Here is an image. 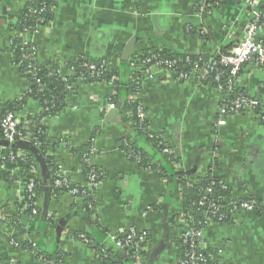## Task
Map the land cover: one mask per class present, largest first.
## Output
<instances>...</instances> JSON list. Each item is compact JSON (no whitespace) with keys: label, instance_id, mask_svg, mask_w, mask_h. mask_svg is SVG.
I'll use <instances>...</instances> for the list:
<instances>
[{"label":"crops","instance_id":"1","mask_svg":"<svg viewBox=\"0 0 264 264\" xmlns=\"http://www.w3.org/2000/svg\"><path fill=\"white\" fill-rule=\"evenodd\" d=\"M30 2L0 0V106L20 100L29 91V81L12 63L9 45L15 34L11 26ZM56 2L47 26H35L23 39L37 50L38 64H56L60 75L67 76L71 61L80 57L98 60L123 80L127 74L143 71L138 64L130 67V59L151 49L212 58L233 48L242 39L252 10L250 0L220 4L214 0ZM257 40L264 42V27ZM152 71L142 81L138 97L150 130L178 159L180 168L173 169L188 174L193 183L210 174L224 181L231 199L251 198L257 204L254 211H235L229 213L227 222L208 224L200 247L215 251L220 264H264V63L245 64L236 84L258 102V110L225 116L221 113L224 93L217 87L201 85L194 77L178 80L171 71ZM111 94L109 84L75 82L64 107L53 118L42 119L56 144V165L72 183L86 185L72 149L84 147L93 137L88 164L101 178L87 211L84 198L52 192L39 156L36 212L27 214L26 206L20 207L22 177L13 171L17 177L4 179L0 159L1 260L42 264L22 246L28 240L40 253L58 249L65 256L64 264H96L98 252L112 264H133L127 251L112 240L133 228L148 236L140 246L143 264H177L179 240L189 227L182 215L179 188L169 171L144 170L124 156L122 145L133 139L134 131L124 102L116 120L106 122ZM41 112L38 101L28 97L15 117L24 121ZM221 119L224 124L216 126ZM13 217L18 218L23 234L14 229ZM77 233L88 234L98 249L71 236ZM11 239L19 247L11 245Z\"/></svg>","mask_w":264,"mask_h":264},{"label":"trees","instance_id":"2","mask_svg":"<svg viewBox=\"0 0 264 264\" xmlns=\"http://www.w3.org/2000/svg\"><path fill=\"white\" fill-rule=\"evenodd\" d=\"M214 1L219 4L224 2V0ZM56 3V0H31V2L24 8V10L19 15V18L16 23L11 26L13 34L15 33L11 38V42L9 45L12 63L16 67L17 65L19 66L17 68L20 74L27 78L30 83V87L25 97L21 98L20 100L10 102L4 106H0V121L6 114L11 113L15 116L17 112L21 111L28 97L38 101L42 112L39 115L29 116L24 121L18 120L19 124L17 126V131L20 133V137H25L26 135H29L30 140L28 142L22 141L18 138L12 146L0 150V156L2 158L1 165L4 168V179L11 181L12 177L16 176L13 175V171H18V176L25 177V179H33L35 184L34 202H36L38 186H40L41 184V180L37 170L36 157L38 158L40 156V159H42L44 162L46 169L45 172L48 176L52 192H54V194H59L60 192L68 191V189L63 186L59 187L55 185V181H62L64 176L59 172L53 155L55 152L53 146H56V144L54 143V141L50 140L51 138L48 137L44 121H42V119L46 120L48 118H53L58 113V111H60L64 107V100L66 98V95L69 93V91L73 90L75 82L81 81V78L83 80L81 82L83 83L103 82L105 84H109L112 87V94L108 98V102L111 104H116L120 101V98L125 95V101L123 105L127 109V119L129 124L131 125V128H133L134 133L132 134L133 139L127 140L125 144L122 145L123 154L130 162H134L133 156L139 154L140 162L138 164L136 162L134 163H136L140 168L144 170H157L159 171V173H164L166 171L170 172L171 177L174 182H176L175 184L178 186L181 194L183 218H185L186 220H191L194 224L195 229H203L202 223L204 222L203 219L205 217L206 211L204 207L197 206V204L202 198H205V202L207 204L213 202L217 207L224 205V210L222 208L221 210L217 208L218 213H224L225 210L228 211L233 205H230V201H232L230 197V192L222 179L214 178L210 174H208L205 177L198 179L196 183H193L190 180L188 174L183 171H177L173 169L172 162L178 161L175 155L162 154V147H160L159 144L163 140L159 138H149L148 135L143 131L144 127H147L149 125L146 117L145 121L142 124H140L139 120L136 118L135 111L139 105L142 106L139 97H137L136 101L127 100V97L129 95L137 94L138 96L140 93V72L127 74L126 79L123 80L118 72H116L115 70H108L106 66L107 70L99 77H96L94 76V74L83 68L82 65L85 63L100 65L101 61H92L81 57L69 63L68 70H70V68H73L75 69V72H71L70 75L67 76H61L59 73L56 72L58 68V65L56 64L47 67L38 64L35 58L37 56V50L31 44L24 42L23 39L26 32L31 31L35 26L39 24V20H43V23L39 25L40 27L47 26V24L52 19V10L55 8ZM42 5H45L46 9L44 10V12L42 11L40 13L39 11ZM33 10L35 14L32 13ZM258 11L264 14V2L258 6ZM260 24L263 28L264 18L260 20ZM232 46L225 49L223 53L230 51L232 49ZM32 49H34L35 54L28 58V55H31V53H33ZM152 56H156L159 59L165 58L168 61L176 62V72H189L190 67L186 66L185 58L188 57L192 61L201 60L208 62L211 59L215 58L217 55H214L212 58L202 56L195 57L190 55L178 56L166 49L162 51L151 49L141 53L138 56H133L132 59H130V67L132 65H137L140 61H143L144 59ZM27 66H33L36 69V73L34 75L24 74V70ZM81 74H83V78L80 76ZM114 76L116 77V80L112 81L111 79ZM63 77L66 78V81L63 80ZM36 81H39V83H36ZM209 82H212L211 79L201 81V84H211L214 87H217L215 83ZM68 86H71L70 89H67ZM240 92L241 91L238 89V87H236L234 95H238ZM143 110L145 112L144 107ZM28 121H30V123L26 124ZM2 139L3 137L0 133V142H2ZM50 141L52 142L50 143ZM92 144L93 137L87 142L84 147L72 149V153L80 160V173L82 176H84L86 182L87 176L90 172H94L98 176V181H100L101 178L98 173L99 171L89 165L86 161L92 154ZM126 144L128 146H125ZM140 144L143 145L145 148L149 149V153L145 152ZM26 150L28 151V153L26 152ZM21 152L26 155L24 157H16V154ZM10 154H13L15 156L13 161L8 160ZM156 157L160 159V162L154 161ZM32 165H35L34 168H36V170H30ZM221 184L225 187L224 189L221 188ZM78 188L79 191L84 190V188L80 185L78 186ZM207 190H210V192H207ZM239 200L241 201V199ZM91 202L92 197H90L89 195L83 200V206L86 211L88 205L91 204ZM26 204L28 205L29 203L22 202L20 204V207L22 208ZM26 208V213L31 214L32 210L35 209L36 206L32 207L31 205H28V207ZM11 219L14 229L17 230L19 234H23L24 230L21 228L18 218L13 217ZM224 222H227V219L222 221L221 223ZM78 234L79 233L75 235L73 234L71 236L73 238H76ZM84 234L88 239L92 241L91 245L89 246L93 249H98V245L94 242V240L88 234ZM125 234L119 238H123ZM146 243H143L142 246H144ZM22 246L28 250L34 249L32 244L27 242L22 244ZM179 246L180 249L177 264H181V262L186 259L188 253L191 250H194L196 253L203 254L207 257V262L204 264H220L218 262L217 254L215 251L205 249L202 250V248L197 247L196 244L194 245V247H192L190 241L185 242L183 240V237H181L179 240ZM125 250L129 253V257L132 259L134 250L130 249V247L126 248ZM97 254L99 256L97 255V258L95 260L96 264H112L108 257H103L102 255H100L99 252ZM37 256H43L45 258V261H49L52 264H64L65 256L60 251H58V249L51 252L50 254L39 252ZM0 264L14 263L10 262L9 260L0 259Z\"/></svg>","mask_w":264,"mask_h":264},{"label":"built area","instance_id":"3","mask_svg":"<svg viewBox=\"0 0 264 264\" xmlns=\"http://www.w3.org/2000/svg\"><path fill=\"white\" fill-rule=\"evenodd\" d=\"M57 1V0H56ZM264 2V0H250L251 5V13H250V19L246 23L245 27L243 28V36L242 39L228 52L226 53H220L215 58L211 59L210 61H192L190 58H185L186 66L190 67L189 72H176L175 66L176 62L168 61L165 58L159 59L156 56H152L149 58L144 59L143 61H140L138 63V67H142L141 76L139 78V82L142 83V81L145 78H150L153 74L152 70L159 69V70H165V71H171L176 75V78L178 80H186L189 77H194L199 84H201V81L210 80L217 85V88L220 89L224 93V98L222 102V108L221 113L222 115H229L232 113H238L243 111H256L258 110V102L252 98H250L247 94L240 92L238 95H234V91L236 89L237 80L239 78L240 71L242 67L245 64L248 63H255L257 65H262L264 63V42L257 40L258 32L261 30L262 25L260 24V20L264 18V14L260 13L257 10V7L261 5ZM46 9L45 5H42L40 9V13ZM33 14H35L34 10L32 11ZM40 24L43 23V20H39L38 22ZM33 53L31 55H28L30 58L33 56L34 49H32ZM26 58V59H28ZM36 58V57H35ZM17 67H19L17 65ZM83 68H85L87 71L94 74V76L99 77L102 75L106 70V64L104 62H101L100 65L95 64H83ZM59 73V71H56ZM74 73L75 69L70 68L69 73ZM36 73V69L33 66H27L24 70V74H32L34 75ZM60 74V73H59ZM83 78V74L80 75ZM212 76V77H211ZM63 80L66 81V78L63 77ZM81 81H83L80 78ZM112 81L116 80V77H112ZM209 82V83H212ZM36 83H39V81H36ZM139 84V83H138ZM202 85V84H201ZM71 86H68L67 89H70ZM137 94L129 95L127 97V100L130 101H136ZM115 104L109 103L108 110L113 109ZM107 110V111H108ZM136 118L139 120V123L142 124L145 121V112L143 110V106H138V108L135 111ZM225 122L224 119L219 120L216 123V126H221ZM30 121H28L26 124H29ZM19 124V121L16 119V117L9 113L6 114L3 119L0 121V133L3 137L2 142L6 143V145H1L0 150L4 149L6 147L12 146L15 141L19 138L21 140H30V136L26 135L25 137H20V133L17 131V126ZM27 129V128H26ZM143 131L148 135L149 138H159L156 136L149 128V126L144 127ZM1 142V143H2ZM125 146H128L127 144ZM160 147H162V154L163 155H174L173 149L169 147L164 141H161L159 144ZM24 153H18L16 154V157H24ZM125 156V155H124ZM133 156V155H132ZM134 162L137 164L140 162L139 154H136L133 156ZM176 157V156H175ZM15 156L13 154H10L8 157L9 161H13ZM0 159L1 156H0ZM88 162V160H86ZM35 165L31 166V171L36 170L34 168ZM172 166L179 170L180 166L177 161L172 162ZM58 167V166H57ZM59 169V167H58ZM60 172V169H59ZM197 182V181H196ZM195 182V183H196ZM100 181H98V176L94 172H90L87 176V182L86 185H80L84 188V190L79 191V184L72 183L70 179L64 177L62 181H55V185L59 187H65L68 189V193L72 195L73 197L77 198H86L88 195L90 197H93L94 191L99 187ZM22 197L21 202H28V205H31L32 207L36 205V202H34V196H35V184L33 179H25V177H22ZM221 188L224 189L225 187L221 184ZM207 192H210V190H207ZM230 205L231 208L227 211L225 210L224 213H218L217 208L221 210V208L224 210V205H221L219 207L215 206V204L209 203L207 204L205 202V198H202L199 203L197 204L198 207H204L206 214L204 217V222L202 223L203 229H195L194 224L191 220H187L189 227L188 229L183 233L182 237L185 242H189L194 247L196 244L197 247H200L199 239H201L204 228L212 223V222H222L227 219L228 213H233L235 211H254L257 209L256 202L251 199H242L241 201L231 199ZM26 204L25 206L28 207ZM35 209L32 210L31 214H35ZM209 215V216H207ZM4 219V216H0V222ZM201 224V223H200ZM199 224V225H200ZM77 238L82 241L86 245H91V240L86 237L85 234H78ZM147 233L144 231H137L136 229L130 228L125 236L123 238H118L116 236L112 237V240L114 241L115 245L125 250L126 248L133 249V264H143L142 259L139 256L140 252V246L143 245L147 241ZM27 243L32 244L34 247L32 253L37 257V259L42 264H52L49 261H45L43 256H37L39 252L35 251V245L33 242L26 241ZM11 245L15 247H19V243L15 242L13 239L10 240ZM201 248V247H200ZM203 250V249H202ZM127 255L129 254L126 252ZM207 262V257L203 254L196 253L194 250H191L186 259L181 262V264H204Z\"/></svg>","mask_w":264,"mask_h":264},{"label":"water","instance_id":"4","mask_svg":"<svg viewBox=\"0 0 264 264\" xmlns=\"http://www.w3.org/2000/svg\"><path fill=\"white\" fill-rule=\"evenodd\" d=\"M124 100H125V95H123V97L120 98V101L115 104L113 109L108 110V112H107L108 117L106 119V122H108V123L112 122L113 118H114V120H116V117L118 115V109L120 108V106L122 105ZM1 145H6V143L2 142ZM157 162H160V160L158 159Z\"/></svg>","mask_w":264,"mask_h":264}]
</instances>
